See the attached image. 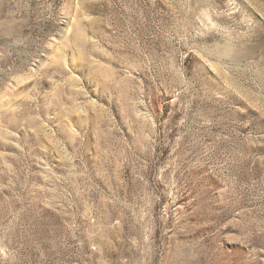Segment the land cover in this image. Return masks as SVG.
I'll return each mask as SVG.
<instances>
[{"label":"rangeland","instance_id":"374dc122","mask_svg":"<svg viewBox=\"0 0 264 264\" xmlns=\"http://www.w3.org/2000/svg\"><path fill=\"white\" fill-rule=\"evenodd\" d=\"M0 264H264V0H0Z\"/></svg>","mask_w":264,"mask_h":264}]
</instances>
